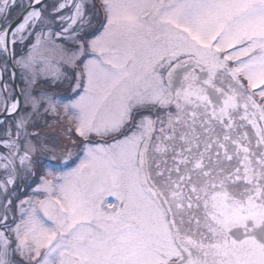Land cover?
Wrapping results in <instances>:
<instances>
[{"label": "snow or ice", "instance_id": "1", "mask_svg": "<svg viewBox=\"0 0 264 264\" xmlns=\"http://www.w3.org/2000/svg\"><path fill=\"white\" fill-rule=\"evenodd\" d=\"M0 59V264H264V0H0Z\"/></svg>", "mask_w": 264, "mask_h": 264}, {"label": "rangeland", "instance_id": "2", "mask_svg": "<svg viewBox=\"0 0 264 264\" xmlns=\"http://www.w3.org/2000/svg\"><path fill=\"white\" fill-rule=\"evenodd\" d=\"M98 3L99 0H97V4ZM18 15H19L18 11L14 12L13 18L15 19L16 17H18ZM103 20H104V15L101 10L99 17L94 19L93 26L87 33L90 38L94 37L101 30ZM57 42L59 43V41ZM66 46L71 47V45H66ZM15 51L17 56H19L26 53L27 48L17 45ZM56 59L58 60V57ZM0 64H3L2 59H0ZM59 67L62 72H65L69 75L73 74L76 71V69H70L67 65L63 64V62H60ZM11 71L12 69L9 66L8 71L5 73L6 78L11 73ZM19 73H20V69L17 68V83L20 87H23V81L20 79ZM49 81L50 78L49 80H45L42 78L40 81L41 87L48 91L55 92L58 96L61 97L67 98L71 95V91L66 83L57 84L53 87H49ZM9 83H11V81H9ZM69 127L70 126L66 119L60 120L59 118L52 115H48L45 117V119L38 121L35 131L38 132L41 138V142L44 145H46L47 149L49 150L43 152L42 154L40 153L37 154L36 159L38 161V164L42 163L43 165L46 166L51 161L53 153H55L56 156H60L66 148H72L77 154H79V149L82 145V141H80L79 138L76 136L74 130L69 131ZM70 137L71 140L76 141L75 144L71 143V140L69 139ZM93 143H107V141L94 140ZM73 159L76 160V157L74 156ZM72 166L74 167L75 164H73ZM26 190L28 192L26 196L32 195L31 188H26ZM109 200L114 201V198L110 197Z\"/></svg>", "mask_w": 264, "mask_h": 264}, {"label": "trees", "instance_id": "3", "mask_svg": "<svg viewBox=\"0 0 264 264\" xmlns=\"http://www.w3.org/2000/svg\"><path fill=\"white\" fill-rule=\"evenodd\" d=\"M27 190L25 189V190H22L21 192H20V194L19 195H21V196H26L27 195Z\"/></svg>", "mask_w": 264, "mask_h": 264}, {"label": "water", "instance_id": "4", "mask_svg": "<svg viewBox=\"0 0 264 264\" xmlns=\"http://www.w3.org/2000/svg\"><path fill=\"white\" fill-rule=\"evenodd\" d=\"M12 69V68H11ZM13 70V69H12ZM16 70V72H17V69H15ZM16 83H17V79H16ZM18 84V83H17ZM3 114H2V112L0 113V120H3Z\"/></svg>", "mask_w": 264, "mask_h": 264}, {"label": "bare ground", "instance_id": "5", "mask_svg": "<svg viewBox=\"0 0 264 264\" xmlns=\"http://www.w3.org/2000/svg\"><path fill=\"white\" fill-rule=\"evenodd\" d=\"M1 113V112H0Z\"/></svg>", "mask_w": 264, "mask_h": 264}]
</instances>
